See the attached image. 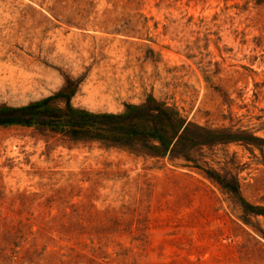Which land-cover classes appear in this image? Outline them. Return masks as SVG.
<instances>
[{
  "label": "rangeland",
  "instance_id": "374dc122",
  "mask_svg": "<svg viewBox=\"0 0 264 264\" xmlns=\"http://www.w3.org/2000/svg\"><path fill=\"white\" fill-rule=\"evenodd\" d=\"M70 81L96 112L154 96L185 138L0 126V264H264V215L205 172L264 206V0H0V106Z\"/></svg>",
  "mask_w": 264,
  "mask_h": 264
},
{
  "label": "trees",
  "instance_id": "16d2710c",
  "mask_svg": "<svg viewBox=\"0 0 264 264\" xmlns=\"http://www.w3.org/2000/svg\"><path fill=\"white\" fill-rule=\"evenodd\" d=\"M76 86V82L70 81L64 89L42 99L20 106L1 105L0 126L45 128L73 138L125 145L137 141H154L150 148L159 156L172 152L185 138L183 132L187 118L179 110L154 96L148 97L142 104H126L122 112H96L73 104ZM206 139L214 138L208 136ZM205 172L238 195L246 211L250 207L256 209L255 214L264 215V206L255 207L242 198L237 183L228 182L213 169H205ZM80 257V253L71 248L69 253H61L59 264H82Z\"/></svg>",
  "mask_w": 264,
  "mask_h": 264
}]
</instances>
